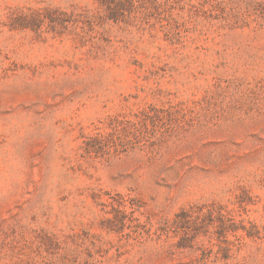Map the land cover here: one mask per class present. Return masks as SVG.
Returning <instances> with one entry per match:
<instances>
[{
  "label": "rangeland",
  "instance_id": "obj_1",
  "mask_svg": "<svg viewBox=\"0 0 264 264\" xmlns=\"http://www.w3.org/2000/svg\"><path fill=\"white\" fill-rule=\"evenodd\" d=\"M0 264H264V0H0Z\"/></svg>",
  "mask_w": 264,
  "mask_h": 264
}]
</instances>
